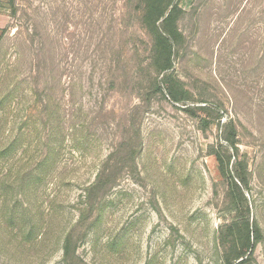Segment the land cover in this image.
Returning a JSON list of instances; mask_svg holds the SVG:
<instances>
[{"label":"rangeland","instance_id":"obj_1","mask_svg":"<svg viewBox=\"0 0 264 264\" xmlns=\"http://www.w3.org/2000/svg\"><path fill=\"white\" fill-rule=\"evenodd\" d=\"M181 5L191 112L150 90L137 0H0V264H223L230 118L264 264V0Z\"/></svg>","mask_w":264,"mask_h":264},{"label":"trees","instance_id":"obj_2","mask_svg":"<svg viewBox=\"0 0 264 264\" xmlns=\"http://www.w3.org/2000/svg\"><path fill=\"white\" fill-rule=\"evenodd\" d=\"M183 0H137L136 16L151 40L149 66L152 70L150 90L154 94L167 95L174 103L183 104L187 111L204 107L190 106L193 94L186 90L176 76L174 63L185 43V35L180 29L184 10ZM16 15V11L13 10ZM150 100V99H149ZM199 102L206 104L205 100ZM206 107V106H205ZM136 106L133 110H137ZM222 122V117H220ZM220 141L212 148L219 174L227 186L224 198L230 221L221 229L219 236L222 244L223 264H251L253 251L260 239V229L243 220L244 211L249 212L244 191L249 186L248 163L243 159L240 149L239 131L236 122L230 118L220 123ZM137 136V135H136ZM137 149L131 151L134 159ZM106 169L99 171L90 188L100 187ZM65 258H68V241L65 246Z\"/></svg>","mask_w":264,"mask_h":264}]
</instances>
